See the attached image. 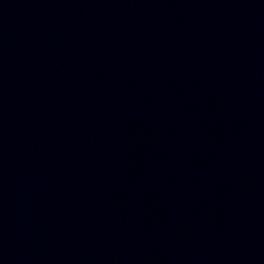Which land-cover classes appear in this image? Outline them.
Masks as SVG:
<instances>
[{"label":"water","instance_id":"water-1","mask_svg":"<svg viewBox=\"0 0 264 264\" xmlns=\"http://www.w3.org/2000/svg\"><path fill=\"white\" fill-rule=\"evenodd\" d=\"M0 264H264V0H0Z\"/></svg>","mask_w":264,"mask_h":264}]
</instances>
